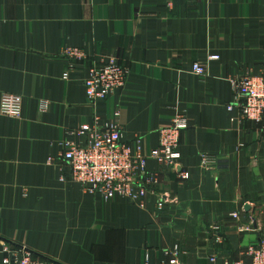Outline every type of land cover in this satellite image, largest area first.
Returning <instances> with one entry per match:
<instances>
[{
    "label": "crops",
    "instance_id": "0c3cea01",
    "mask_svg": "<svg viewBox=\"0 0 264 264\" xmlns=\"http://www.w3.org/2000/svg\"><path fill=\"white\" fill-rule=\"evenodd\" d=\"M67 46L86 57L64 79ZM110 57L126 81L90 102L88 67ZM263 60L264 0H0V96H22L19 118L0 114V264L4 244L54 264H164L174 244L185 264L243 258L264 241V129L227 110L229 80L262 73ZM115 111L121 142L139 138L144 156L176 115L187 118L176 171L146 158L155 183L142 206L85 191L61 157L64 140H84L70 132Z\"/></svg>",
    "mask_w": 264,
    "mask_h": 264
},
{
    "label": "built area",
    "instance_id": "2783aa9c",
    "mask_svg": "<svg viewBox=\"0 0 264 264\" xmlns=\"http://www.w3.org/2000/svg\"><path fill=\"white\" fill-rule=\"evenodd\" d=\"M66 59L68 69L63 73L67 79L68 72L75 62L83 61L86 54L83 50L67 46L62 51ZM209 59H218L217 55H211ZM263 70L258 75L249 72L240 77L229 80L234 100L227 104V110L237 109L240 118L249 120L264 129V60ZM191 72L198 76H205V67L195 62L191 65ZM127 69L115 58L107 61L92 63L88 67L87 77L84 79L86 97L90 102L103 100L107 96L121 89L126 81ZM48 101L41 100L39 109L47 110ZM22 113V96L12 93H2L0 96V114L19 118ZM119 112L113 113L114 120L105 121L101 126L82 124L70 132L83 137L82 143L63 141L62 160L71 170L70 180L80 183L85 191L91 194H99L103 199H111L117 195L128 198L132 202L142 206L140 198L147 192L146 184L155 183L153 176L145 174L146 158H153L157 162L176 171L179 166L180 153L178 144L181 132L188 127L187 118L176 115L171 122L160 130L158 147L152 149L148 156L139 153V138L131 144L121 142V126L115 121ZM200 165L211 169L214 165V157L209 154H201ZM178 176L182 180L189 178L188 171H179ZM163 199L157 202V208L162 209ZM235 219L237 213L231 214ZM218 230L219 226H213ZM2 252L4 264H54L51 261L34 257L23 248L12 247L4 244ZM164 264H185L181 259L182 249L178 244L163 249ZM242 257L233 261H224L221 264H264V241L255 245H249L242 253ZM145 256V262H146ZM244 259L248 260V263ZM216 257L209 256L207 264H217Z\"/></svg>",
    "mask_w": 264,
    "mask_h": 264
},
{
    "label": "water",
    "instance_id": "95a60500",
    "mask_svg": "<svg viewBox=\"0 0 264 264\" xmlns=\"http://www.w3.org/2000/svg\"><path fill=\"white\" fill-rule=\"evenodd\" d=\"M179 169V168H178ZM249 208V206L248 205H245V209L247 210Z\"/></svg>",
    "mask_w": 264,
    "mask_h": 264
}]
</instances>
